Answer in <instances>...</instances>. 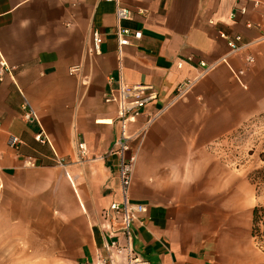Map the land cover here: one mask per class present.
Returning a JSON list of instances; mask_svg holds the SVG:
<instances>
[{
    "label": "crops",
    "instance_id": "1",
    "mask_svg": "<svg viewBox=\"0 0 264 264\" xmlns=\"http://www.w3.org/2000/svg\"><path fill=\"white\" fill-rule=\"evenodd\" d=\"M120 3L133 10L120 25L142 32L121 58L114 1L0 0V57L18 67L0 82V264H63L65 257L98 264L111 241L123 239L103 215L122 198L118 156L110 153L121 131L117 105L105 101L120 79L158 93L130 133L161 113L140 144L130 188L131 200L147 207L144 223L133 225L135 255L144 264H264L248 228L239 234V212L226 210L225 218L222 202L217 218L201 204L207 184L215 200L223 170L212 145L264 112V0L259 8L245 0ZM238 5L248 11L233 20ZM93 29L102 35L99 53L89 51ZM221 31L242 35L246 46L231 54ZM225 56L244 70L241 82L219 62L173 102L200 62ZM25 106L34 118H25ZM10 136L20 138L18 148Z\"/></svg>",
    "mask_w": 264,
    "mask_h": 264
},
{
    "label": "built area",
    "instance_id": "2",
    "mask_svg": "<svg viewBox=\"0 0 264 264\" xmlns=\"http://www.w3.org/2000/svg\"><path fill=\"white\" fill-rule=\"evenodd\" d=\"M116 3V16L119 25L116 28V35L118 37V54L121 58L123 48L132 44V37L134 39H140L142 37L141 31L132 32L129 28L122 27L120 23L124 20H129L133 17V10L129 7H125L120 3V0H108ZM251 2L256 8H259L262 4V0H245ZM248 8L246 6H236L231 13V18L234 20L239 15L247 14ZM213 23V21H211ZM247 26L252 28L255 26L261 27V25H255L252 22H248ZM220 36L225 38L228 42V46L232 53L240 52L246 44L243 41L242 35L238 34L234 37H230L226 32L221 31ZM90 53H99L102 44V35L98 29L92 30V42ZM189 59H192L191 57ZM219 62H224L229 65L227 56L214 64H207L206 62H200V72L197 76L191 79L184 80L180 83L177 89L173 102L183 97L193 86L203 77H205ZM254 62V56L249 54L245 57V63L251 64ZM179 67L183 66V62H179ZM230 67V65H229ZM233 71L236 78L241 82V76L244 74V70L240 69ZM18 69L17 66L10 65L4 58L0 57V82H2L7 75L13 76L14 72ZM78 68H72V72ZM158 98L157 90L152 85L144 84H132L120 79L117 88H111L105 95V101L108 103H115L117 105V119L120 123V135L113 143L110 153L118 156V174L120 179V188L122 198L120 201L113 202L103 212L104 217L109 220V227L112 234L121 233L122 238L118 237L116 240L111 241L107 246L110 251L108 257H100L98 264H114L116 262L115 254H124L126 256V263L124 264H144L145 261L141 260L135 255L133 248V225L136 221L144 223L147 214V207L144 204L133 202L130 198V188L133 181L134 169L137 161L138 151L140 144L147 132L149 125L155 121L159 116L158 114L152 115L144 125H141L134 133L129 132V126L140 117L146 108V106L153 100ZM170 104L167 105V107ZM166 107V108H167ZM26 112L25 118L30 120L35 117L34 111L25 106ZM37 140L43 141L42 134L36 136ZM138 141L139 145L133 146V143ZM9 145L12 148H18L21 140L19 137L10 136ZM79 149L81 154L86 153V144L84 142L79 143ZM2 167L0 165V190L3 189L4 183L1 177ZM124 242V243H123Z\"/></svg>",
    "mask_w": 264,
    "mask_h": 264
},
{
    "label": "rangeland",
    "instance_id": "3",
    "mask_svg": "<svg viewBox=\"0 0 264 264\" xmlns=\"http://www.w3.org/2000/svg\"><path fill=\"white\" fill-rule=\"evenodd\" d=\"M212 150L223 164V170L218 171L216 182L218 191L215 200L207 184L202 187L201 204L207 206L206 210L209 212L215 208L216 216L219 218V208L223 202L225 208L223 216L227 217L226 210L231 212L233 209L239 212V234H243L245 227L250 233L252 209L257 204H264V190L258 197L256 186L249 178L251 172L264 166L261 159V154L264 153V112L251 117L240 127L217 140L212 145ZM64 163L66 162L59 164ZM227 207L229 209H226ZM55 260L56 258H48L49 263H55ZM62 262L73 264V258L65 257Z\"/></svg>",
    "mask_w": 264,
    "mask_h": 264
},
{
    "label": "trees",
    "instance_id": "4",
    "mask_svg": "<svg viewBox=\"0 0 264 264\" xmlns=\"http://www.w3.org/2000/svg\"><path fill=\"white\" fill-rule=\"evenodd\" d=\"M261 159L264 161V153L261 154ZM249 178L255 184L256 195L259 197L264 190V166L251 172ZM251 236L264 251V204H257L252 209Z\"/></svg>",
    "mask_w": 264,
    "mask_h": 264
}]
</instances>
